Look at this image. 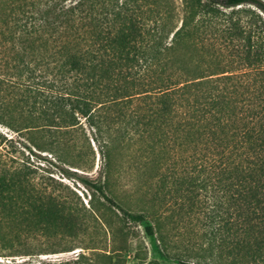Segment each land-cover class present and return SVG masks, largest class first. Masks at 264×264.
<instances>
[{
  "label": "trees",
  "instance_id": "16d2710c",
  "mask_svg": "<svg viewBox=\"0 0 264 264\" xmlns=\"http://www.w3.org/2000/svg\"><path fill=\"white\" fill-rule=\"evenodd\" d=\"M0 125L80 167L87 128L102 161L85 205L0 131L1 257L71 251L89 235L59 264H159L144 225L168 262L264 264V0H0ZM127 161L151 202L120 183ZM173 205L205 219L194 256L171 252ZM114 208L132 234L121 247Z\"/></svg>",
  "mask_w": 264,
  "mask_h": 264
},
{
  "label": "rangeland",
  "instance_id": "374dc122",
  "mask_svg": "<svg viewBox=\"0 0 264 264\" xmlns=\"http://www.w3.org/2000/svg\"><path fill=\"white\" fill-rule=\"evenodd\" d=\"M0 131L3 132L9 139L13 138L15 141L20 144L22 148H24L25 155L22 156L26 161L33 163L36 167L39 168V172L41 174L52 176L56 180L63 182L64 186H67L69 190H72L81 198V200L85 203V205L88 204L92 197V189L90 186H88L85 182V180L91 179L96 180L99 177V171L101 168V156L99 153V149L97 145L93 142L92 137L90 136V131L86 128L87 136L89 137V142L86 139V136L83 132H78V147L79 150L83 152V154H88L91 157L92 163L89 165V167H85L87 165L75 166L73 164H64L50 151H41L37 148L31 146V144L26 140V138L19 136L17 133L12 131L11 129L0 125ZM26 144V145H24ZM27 146V148L23 147ZM31 148V149H29ZM128 159V158H127ZM126 160V158H125ZM90 164V163H89ZM93 165V166H92ZM132 162H126L125 163V178L122 179L120 182L121 184L125 186H133V184H139L144 189L142 193L140 194V198H142L145 202H151L154 197V191L151 192L149 183H148V176L146 174L139 173L138 176L132 177L131 175V167L133 168ZM175 166V167H174ZM181 164H175L173 165V170L176 169L177 172L181 175L180 170ZM171 185V183H170ZM173 194V195H172ZM169 193L168 199L171 197L173 200L171 201L174 203V201H177V193ZM142 195V196H141ZM181 197L178 195V197ZM181 199V198H180ZM170 202V203H171ZM181 202V200H179ZM178 202V203H179ZM132 205L135 204V202H130ZM188 204V203H187ZM186 204V205H187ZM185 206H172L170 207L169 211L167 212L169 217V228L172 229V235L171 239L173 240L171 252L172 254H185L188 250L192 252L191 256H194L196 253L199 244L203 242V237L199 235L198 233H192L193 231H200L202 233L205 230V227L203 226L205 219L203 215H199L197 217L193 218V224H190L188 222L189 216L185 213V210H182ZM189 208V206H187ZM133 209V208H132ZM136 208L134 207V210ZM138 209V208H137ZM120 215L117 216V215ZM123 214L117 210V208H114L112 211H110L108 216V222H115L117 225L116 233H117V246H125L126 242L128 241L130 243V238L132 237L130 230L128 227H125L128 225L127 223L120 222V219L122 218ZM201 217L200 221H197V218ZM182 221L181 226L188 227V231L190 235H187L188 237L191 236L192 238L191 242H187L185 238H188L187 236H181L179 232H177L176 229H174L175 226L178 227V221ZM198 223V224H197ZM186 224V225H185ZM138 230L141 231V233L144 236V239L151 251L150 259L149 261H158L159 264H179L177 262H168L163 259H161L157 254L153 253V249L156 247V241L153 238H149L145 234V228L144 225L137 226ZM195 229V230H194ZM123 230V231H122ZM186 230V229H185ZM196 235V236H195ZM96 238L99 240L98 245L100 248L103 249H109L111 244V239L113 238L110 234H108L105 230H102L99 232V234L96 236ZM90 236L85 235L83 238V241H77L74 245V250L71 251H63L58 253H43V254H37L33 256H14V257H1L0 261L6 262V263H12L14 260L18 262H23L26 260H32L33 263H40V262H46L51 264H59L62 262H68L71 260H74L78 254L84 250V247L91 246L92 243H90ZM134 245V244H133ZM62 250V249H59ZM194 250V251H193ZM87 254L91 257H93V253L90 249L87 250ZM127 264H140V261L135 260L133 257H128ZM185 260H194L191 258H186Z\"/></svg>",
  "mask_w": 264,
  "mask_h": 264
}]
</instances>
